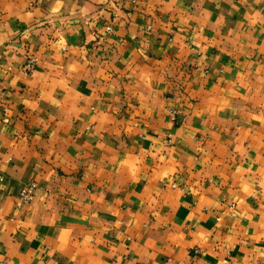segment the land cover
Wrapping results in <instances>:
<instances>
[{
  "label": "crops",
  "instance_id": "1",
  "mask_svg": "<svg viewBox=\"0 0 264 264\" xmlns=\"http://www.w3.org/2000/svg\"><path fill=\"white\" fill-rule=\"evenodd\" d=\"M0 264H264V0H0Z\"/></svg>",
  "mask_w": 264,
  "mask_h": 264
},
{
  "label": "built area",
  "instance_id": "2",
  "mask_svg": "<svg viewBox=\"0 0 264 264\" xmlns=\"http://www.w3.org/2000/svg\"><path fill=\"white\" fill-rule=\"evenodd\" d=\"M35 61L36 58L31 56L27 59L26 63H25V69L26 71H30L33 69L34 65H35ZM35 187V183L31 182L29 183L27 186H25L21 191H20V198L23 201H29L32 198V191Z\"/></svg>",
  "mask_w": 264,
  "mask_h": 264
}]
</instances>
